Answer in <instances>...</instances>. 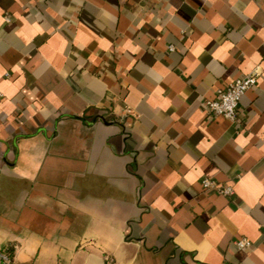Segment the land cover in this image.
I'll list each match as a JSON object with an SVG mask.
<instances>
[{"label":"crops","instance_id":"0c3cea01","mask_svg":"<svg viewBox=\"0 0 264 264\" xmlns=\"http://www.w3.org/2000/svg\"><path fill=\"white\" fill-rule=\"evenodd\" d=\"M263 225L264 0H0V264H264Z\"/></svg>","mask_w":264,"mask_h":264},{"label":"built area","instance_id":"2783aa9c","mask_svg":"<svg viewBox=\"0 0 264 264\" xmlns=\"http://www.w3.org/2000/svg\"><path fill=\"white\" fill-rule=\"evenodd\" d=\"M170 50H172V47H170ZM257 75V72L253 71L235 78L224 88L216 90L214 98L204 100V112L213 117H222L230 122H236L239 115L240 99L248 90L256 86ZM202 187L205 190L213 189L223 196H231L233 194L230 186L220 185L209 179L202 181ZM262 231L264 232V225L262 226ZM234 245L240 250L250 249L252 247V243L246 238L236 240ZM0 260L8 261V253L5 251L1 252Z\"/></svg>","mask_w":264,"mask_h":264}]
</instances>
